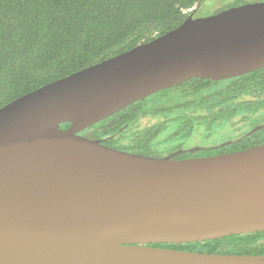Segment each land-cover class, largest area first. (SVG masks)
Masks as SVG:
<instances>
[{
	"label": "water",
	"instance_id": "95a60500",
	"mask_svg": "<svg viewBox=\"0 0 264 264\" xmlns=\"http://www.w3.org/2000/svg\"><path fill=\"white\" fill-rule=\"evenodd\" d=\"M261 67L264 0H257L189 13L169 31L2 105L0 264H264L259 253L149 245L264 231V143L156 156L80 134L184 80Z\"/></svg>",
	"mask_w": 264,
	"mask_h": 264
},
{
	"label": "trees",
	"instance_id": "16d2710c",
	"mask_svg": "<svg viewBox=\"0 0 264 264\" xmlns=\"http://www.w3.org/2000/svg\"><path fill=\"white\" fill-rule=\"evenodd\" d=\"M201 1L0 0V107L169 31L188 15L184 10ZM144 117L153 120L143 122ZM224 120L248 126L217 152L264 143V67L223 80H184L120 108L80 134L104 138V144L118 149L164 156L156 144L188 136L196 124L210 126ZM170 124L173 127L168 131ZM238 136L239 141L235 140ZM177 146L181 142L172 148ZM168 246L208 253L264 254V231Z\"/></svg>",
	"mask_w": 264,
	"mask_h": 264
},
{
	"label": "rangeland",
	"instance_id": "374dc122",
	"mask_svg": "<svg viewBox=\"0 0 264 264\" xmlns=\"http://www.w3.org/2000/svg\"><path fill=\"white\" fill-rule=\"evenodd\" d=\"M253 1L257 0H202L198 8L196 9L195 16H205L238 2V4H240L241 2L246 3ZM196 5L192 9H194ZM163 117L164 116H162L161 118ZM142 120L143 122H147L148 120L152 121L153 119L144 117ZM247 126L248 125L242 124L236 120H233L232 122L230 120H224L216 122L210 126H206L204 124H196L190 135L181 138H175L173 140L169 139L164 143L156 144V147L161 151L162 154L166 155L173 146L177 145V143L180 142L182 147L210 146L214 144H220L233 138L236 133L247 128ZM172 127L173 124H170L167 130L169 131V129H171ZM164 133H166V130H164Z\"/></svg>",
	"mask_w": 264,
	"mask_h": 264
},
{
	"label": "flooded vegetation",
	"instance_id": "af4514ba",
	"mask_svg": "<svg viewBox=\"0 0 264 264\" xmlns=\"http://www.w3.org/2000/svg\"><path fill=\"white\" fill-rule=\"evenodd\" d=\"M198 7H196L195 9H192L189 13H192L193 16H195V13H196V9ZM188 13V14H189ZM237 134V133H236ZM96 139H101L102 142L104 143L105 139L104 138H101V137H95ZM235 138V136H234ZM233 139V138H231ZM231 139L225 141L224 143H220V144H224L223 146H220V147H217V148H208V149H200V150H197V151H194V152H185V153H182V154H178V155H175L177 157H180V156H183L184 154H187V156L189 155H195V156H200V155H211V154H216V153H222V152H217L216 150H219V149H224L226 145H228V143H230ZM241 139V136H238L235 140L239 141ZM215 145H219V144H214V145H210V146H201V147H212V146H215ZM191 147H194V146H191ZM186 149V148H190V147H182L181 146H177L175 148H172L166 155L168 154H171L173 153L175 150L177 149ZM208 150H214L213 152L211 153H208V154H197V153H201V152H205V151H208ZM226 152V151H225ZM174 156V155H173ZM171 244V243H167V242H159V243H150L149 245L151 246H157V247H166V248H173V247H169L168 245Z\"/></svg>",
	"mask_w": 264,
	"mask_h": 264
},
{
	"label": "built area",
	"instance_id": "2783aa9c",
	"mask_svg": "<svg viewBox=\"0 0 264 264\" xmlns=\"http://www.w3.org/2000/svg\"><path fill=\"white\" fill-rule=\"evenodd\" d=\"M191 9H192V8L186 9V10H184V12H185V13H186V12H190Z\"/></svg>",
	"mask_w": 264,
	"mask_h": 264
}]
</instances>
